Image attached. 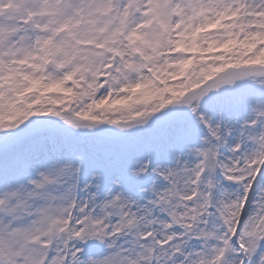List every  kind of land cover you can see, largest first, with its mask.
Returning a JSON list of instances; mask_svg holds the SVG:
<instances>
[{
	"label": "snow or ice",
	"instance_id": "snow-or-ice-1",
	"mask_svg": "<svg viewBox=\"0 0 264 264\" xmlns=\"http://www.w3.org/2000/svg\"><path fill=\"white\" fill-rule=\"evenodd\" d=\"M0 264H264V0H0Z\"/></svg>",
	"mask_w": 264,
	"mask_h": 264
}]
</instances>
